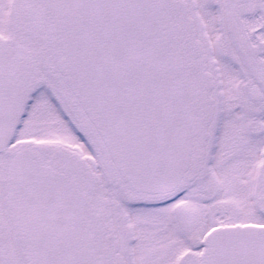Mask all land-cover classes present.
Returning a JSON list of instances; mask_svg holds the SVG:
<instances>
[{"label":"snow or ice","instance_id":"6c2138e0","mask_svg":"<svg viewBox=\"0 0 264 264\" xmlns=\"http://www.w3.org/2000/svg\"><path fill=\"white\" fill-rule=\"evenodd\" d=\"M0 264H264V0H0Z\"/></svg>","mask_w":264,"mask_h":264}]
</instances>
